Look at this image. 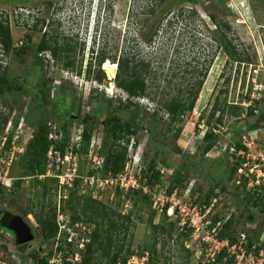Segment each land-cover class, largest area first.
Wrapping results in <instances>:
<instances>
[{"label": "rangeland", "instance_id": "374dc122", "mask_svg": "<svg viewBox=\"0 0 264 264\" xmlns=\"http://www.w3.org/2000/svg\"><path fill=\"white\" fill-rule=\"evenodd\" d=\"M104 1L0 0V22L6 21L9 24L12 35V46L8 54L0 44V76H5L16 89L0 97L1 118H9V132L13 131L14 135L17 129L14 130L13 127L23 121L24 127L19 129L21 134L18 142L26 143L31 131L35 130L24 121L25 115L35 109L30 89L35 85L47 89V83L53 85L49 99L54 103L50 107L55 104L57 110H63V106L58 103L66 93L71 95L68 99L73 103L71 135L80 123L78 112L83 116L87 107L95 111V104L104 98L111 99L112 104L108 109L111 111L119 107L120 100L125 102L127 99L128 95L116 86L118 65L113 62L122 57L145 60L150 64V73L147 75L149 96L135 100L140 104L139 109L119 110V117L123 118V122L131 121L137 131L128 147L126 162L131 164H125L124 168L127 170L124 172L131 175L136 174V166L148 168L155 151L159 149L155 163L162 183L156 180L150 183L148 178L151 173L144 171L139 184L149 185L157 196L160 191H168L173 187V192H176L174 198L182 208L186 203L195 206L198 195L202 199L215 187L216 193L221 192L218 186L222 181L221 176L216 180L212 177L218 160L224 157L231 143L239 142L238 133L250 130L249 126L254 125L259 117L260 110H255L256 105L247 99L249 96L250 100L257 99L259 89L264 88V0L207 1L204 7L175 0H107L110 6L106 12L102 4ZM42 21H45L44 24ZM37 22V30H33ZM44 35L52 46L57 43L59 46L68 44L72 47L70 56L75 61L74 71L64 68L65 58L58 61L50 52L38 55L43 67L33 71L37 60V46ZM220 37L225 39L224 44L230 42L232 51L249 59L242 63L234 62L222 49L218 40ZM22 47L28 49L26 53L20 51ZM21 53L23 56L20 57ZM101 53H105L108 58L100 67L106 79L107 71L113 72L112 91L105 89L93 78L98 70L96 59ZM90 64L92 69L89 78L87 71ZM80 69L81 75H78L77 71ZM203 74H206L204 83L193 111L186 114L181 123L172 124L169 131H166L168 115L160 111L159 116H163V119L152 138L147 130V121L152 118L154 110L160 108L163 102L179 96L180 92L187 99L186 92L195 88ZM25 77H29L28 82L18 90ZM249 103L255 111L252 115ZM103 105L105 109L101 119L106 117L108 111L107 104ZM214 106H218L223 115L221 125L214 131L219 138L216 147L203 157L201 145L204 134L218 125L219 113L208 124ZM143 115L147 116L146 120L142 119ZM50 119L55 127H60L65 121L54 114ZM178 129L181 132L175 138ZM99 131L100 134L97 132V135H103V127ZM156 138L158 143L155 140L153 150H148V142ZM164 139L178 145L179 150L164 144ZM259 139L258 145L247 153L251 161L245 169H252L258 164V159H261L259 152L264 150V129H261ZM229 153L226 157L229 167H232L238 156ZM185 155L191 158L186 159ZM21 157L12 164L14 182L21 173ZM183 161L189 165L184 166ZM80 164L81 173L85 174L92 168L86 159ZM260 169L264 168L261 165L254 167L253 173ZM243 175L238 171L236 177L239 180ZM180 177L182 181L178 183ZM37 183L33 177L28 176L20 187L16 188L14 185L0 196V209L22 218L34 234L33 241L21 244L17 242L13 231L0 229V264H31L36 257H44L56 248L55 242L44 240L34 213H39L42 207H55L57 213L60 209L64 210L63 207H67L65 201L73 191L59 189L55 182L47 181L49 192L44 197L43 187ZM234 183L235 181L228 186L233 188L237 184ZM74 189V203L79 197H89L78 185ZM144 195L138 194L137 201L131 202L124 193L108 187L97 199L91 198L121 215H130L131 221L120 220L121 230L115 237L119 246H124L121 256L126 254L129 247L131 250L155 248L162 264H200L203 258L185 248L186 236L179 240L180 232L172 229L171 223H175L177 227L176 217L182 218L179 208L175 216L169 218L166 212H157L160 202L156 206L149 199L151 195L147 196L149 201ZM221 197L223 202L227 200L223 195ZM224 209L225 212L228 211V208ZM192 211L193 207L188 206L187 210L181 212L184 214L183 219ZM31 212L33 214H28ZM84 218L82 216L80 221ZM91 225L95 229V224ZM41 248L43 250L39 251Z\"/></svg>", "mask_w": 264, "mask_h": 264}, {"label": "trees", "instance_id": "16d2710c", "mask_svg": "<svg viewBox=\"0 0 264 264\" xmlns=\"http://www.w3.org/2000/svg\"><path fill=\"white\" fill-rule=\"evenodd\" d=\"M175 1L191 3L194 6L200 5L201 7H204L207 1L217 3V0ZM211 18H214V16L211 15ZM44 22L45 21H42L43 24ZM37 26L38 22L33 26V30H37ZM218 40L220 41L221 46H223L222 49L227 53L228 56L231 57L234 62L242 63L245 60L249 59L247 57L243 58V56L236 51H232L230 49V42L226 41L227 43L224 44V38L220 37ZM0 44H2L3 49L8 54L12 46V35L9 24L6 21L0 22ZM27 50L28 49L25 47H22V49H20L22 53H26ZM71 51L72 47L68 44L59 46L56 43V45L54 46L50 45L46 39V35H44L43 39L37 46V60L33 71H37L38 68L43 67L42 59L39 58L38 55H42L44 52H50L52 56L58 61L62 58H65L66 61L64 64V68L74 71L75 61L70 56ZM22 53L19 54L20 57L23 56ZM63 54H65L64 57L62 56ZM106 59L108 58L106 57L105 53H101L96 59L98 70L96 71L97 74L93 78L100 84H102L106 79L104 72L100 69L101 65L108 61ZM113 63H117L118 65V71L115 77L116 86L128 95L125 102L120 100L119 107L111 109V111H109L108 109L111 106L112 101L109 98H104L102 101L98 100V103L95 104V111L91 110L90 107H87L83 116H80V113L78 112V121L83 124L85 128L82 135L83 141L81 142L79 148H75V152H79L80 155H86L89 152L91 138L93 137L94 133L100 132V127H103L104 133L102 132L103 135L101 140V147L98 154L105 159V162L101 168L90 169V171L87 172L90 175H100L103 177L108 175L116 176L122 172L127 161L128 147L131 143V138L132 136L136 135L137 132L131 121L123 122V118L119 117V110L133 108L139 109L140 104L135 100L149 96V87L147 84V75L150 73L149 63H146L145 60H137L133 57H122L118 61ZM91 69L92 64L89 65V69L87 71L89 78L91 76ZM107 73L109 79H111V75L113 74V72L108 70ZM77 74L81 75V69L77 71ZM205 75L206 74H203L202 79L196 84L194 89H189V91L186 92V94L188 95L187 99H184V93L180 92L179 96L163 102L160 108L154 110L152 118L147 121V130L151 137L153 136V132L163 119V116H159L160 111H163L164 114L168 115L169 118V123L167 124L168 129L166 131L170 130V126L172 124L181 123L183 117L193 111L198 95L203 86ZM27 76H29V73ZM28 79L29 77H25L22 80L23 85L21 84L20 87H18V90L22 89L25 86L24 84L28 82ZM46 85L48 86L47 89H43L42 87H39L37 85L30 89V94L32 95L35 109L34 111H30L25 115L24 121L26 122L28 127L35 128V130L31 131V135L27 139L26 143H20V145H23L25 148L24 152L18 155V157L22 156L21 159H23L22 165L19 164L21 166L20 169H22L19 179L14 182L15 187L18 188L20 187L21 183L25 182L26 177H33V179L38 182L37 184L43 187L44 197L47 196V193L49 192L47 181L56 183V180L52 178L40 180L38 176L44 175L46 173L47 153L53 144L56 145V147L59 148L63 154L69 147L70 122L73 121V103L68 100L69 98H71L70 93H66L63 96L62 100L58 103L63 106V110H57L55 104L54 106L50 107L51 104L54 103V101L50 102L49 99V94L51 93V87L53 85H48L47 83ZM12 86L13 85L9 83L8 79L5 76H0V97L6 92L16 91V89ZM247 100H250V96ZM105 103L107 104V110L109 112L107 111L106 117L104 119H101L102 112L105 109V106L103 104ZM252 103L256 105L255 110L259 109L260 113L256 123L249 126V128L250 130L264 129V102L263 100H260L253 101ZM249 109L250 114H254L253 112L255 111L252 105L249 107ZM217 113H219L217 119L218 125H216L217 127L213 128L212 130L208 129L202 139L203 144L201 145V148L203 157L209 154L216 147L218 142L219 135H217V133L215 132L218 126L221 125L223 118V115H221V109L218 106L213 107L208 119V124L211 123ZM53 114L56 115L57 118L62 117L65 119L60 127H55L54 125H52V123H50V118H52ZM234 114L236 113L234 112ZM1 117L2 115L0 113V136L4 134L9 119L8 117L4 119H2ZM142 119L146 120L147 116L143 115ZM17 127L18 123L13 127L14 130L17 129ZM180 132L181 130L178 129L174 137L178 138ZM51 133H61L62 139L58 141L51 140ZM242 133L243 131L241 133H238V136L240 137ZM14 137L15 135L12 131V133L9 134L7 143L8 147L12 144L11 142L13 141ZM155 140L158 143L157 138L154 139V141L151 140L148 142V150H153V142L155 143ZM163 142L164 144H169V146L174 150H179L178 145H173L171 142L168 143L165 139L163 140ZM231 148H235L237 152H239L240 150H245V147L241 145L239 139V142L231 143V145L227 147L228 151H225L227 153L223 155L224 157L218 160V165H216L215 170L212 173V177L213 180H216L219 175L221 176L222 181L218 183V186H220L221 188V192L216 193L215 190L217 189V187H215L202 199L201 195H198L194 203L198 205H209L214 197L224 195L226 199L228 198L227 200L225 199V202L221 201L223 202L221 206L220 204L216 205L215 210L219 207L228 209H230L231 207H235L236 212L233 213L232 218L224 225V229L219 234L220 239L230 237L231 240H234L235 235L238 233V231H241L242 229L244 230V227L247 223H257L258 221L260 225L261 223H264V184L261 187L255 186L248 189L247 177L243 175L241 179H237L236 175L239 169L242 168L246 160L245 158H241L240 156H238L235 165L229 167L226 155L229 156L228 153ZM158 152L159 149L155 151L154 159L149 164L148 168H144L142 171L143 173L144 171H147V173H151L148 178L150 183L154 182V180L162 183L161 175L158 171H156L157 165L155 163V158L157 155H159ZM184 157L186 159L191 158L189 155H185ZM183 164L184 166L189 165L186 162H184ZM12 174L13 168L11 167V177H13ZM181 181L182 178L180 177L178 183ZM233 181H235V183H237L238 181L239 182L237 184L234 183L236 186L231 188L228 185ZM5 190L6 189H4L0 184V196H3L5 194ZM69 191L73 192L70 195L71 197L65 201L67 207H63L64 210L62 211L68 213V211H65V208L71 211L73 213L72 218L74 221H80L81 217L84 216V220L80 222L95 224V229L91 235V242L88 243L86 249L81 252L82 262L80 264H116L119 260L125 263L127 258L133 253V250H131L129 247L126 251V254L124 256H121L124 246H119V244L117 243L118 239H116L115 237H117V234L121 230V225L119 224L120 220L131 221L130 215H121L120 213L109 209L106 205H103L101 202L95 201L90 197H79L77 198L76 203H74V196L76 194L74 192L75 189H69ZM173 191V187L168 189V194H172ZM140 193H143L142 190L131 191L125 194V197H128L131 202H135L137 201V195ZM228 195L229 197H227ZM144 198L148 200L147 195H144ZM165 209H167V206ZM28 214L33 213L31 212ZM34 215L39 227L41 228L44 240L50 242L52 241L54 243L56 241V236L58 233V226L56 223V208L49 207L48 209H46V207H42L41 211L39 213H34ZM15 217L19 216L10 211L0 209V229L6 232L10 231V221H12ZM219 218H221V216L215 215L214 222H216V220H218ZM171 226L173 231L177 232L176 224L171 223ZM185 236L186 235L184 233H180L178 239L182 240L185 238ZM61 247L62 246H60V248ZM144 250L150 251L152 261L158 264H162L159 261V257L156 254L155 248H144L141 251ZM53 254V251H51L46 256L32 261L31 264H49V259L53 256ZM212 264H223V255L221 254L217 256L216 261Z\"/></svg>", "mask_w": 264, "mask_h": 264}, {"label": "built area", "instance_id": "2783aa9c", "mask_svg": "<svg viewBox=\"0 0 264 264\" xmlns=\"http://www.w3.org/2000/svg\"><path fill=\"white\" fill-rule=\"evenodd\" d=\"M257 95V99L249 101H264V88L259 89ZM248 106H251V103ZM23 127L24 123L22 121L19 123L15 137L9 147L7 143L11 124L9 126L7 125L4 134L0 136V184L6 190L13 188L14 178L10 175L11 167L13 162L18 158V155L23 153L25 149L18 142L19 135L21 134L19 129L22 130ZM84 128L83 124H77L75 131L69 136L70 145L64 154L56 145L53 144L50 147L47 153L46 173L38 176L40 180L46 178L55 179L57 188L66 191L74 189L78 185L84 194L89 195L93 199H97V196L102 194L108 187H111V189L115 188L124 194L142 190L145 195H151L149 198L156 206L158 202L161 203L156 209L160 214H165L166 212V215L171 218L175 216L179 208V213L182 218L176 217V222L178 223L177 230L186 235L185 248L191 253L195 252V254H199V258H203L200 262L201 264H212L216 261L217 256L221 254L223 255V264H264V223H261V225L259 221L257 223H247L244 230L238 231L234 240H231L230 237L225 239L219 238V234L224 229V225L232 218L233 213L236 212L235 207L228 209L226 212L222 207L215 210L216 205H222L221 201L223 199L221 196L214 197L209 205L196 204L194 206V204L187 205L186 203L184 208H182L179 202L176 201V198H174L176 192L169 195L166 189L160 191L157 196V193L150 190L149 185H140L143 167H134L136 174L131 175L124 172L126 167L116 176L108 175L103 177L100 175L81 173L80 162L84 159L89 161L92 166L91 169H99L105 162V159L98 154L101 147L102 135L98 136L97 132L91 138L90 149L86 155H80L79 152H75V148H79L83 141L82 135ZM260 132L261 129L244 131L239 139L241 145L245 147V150H240L239 152L235 148L229 150V152L242 158L246 156V161L242 168L239 169V173L247 177L248 189L255 186L261 187L264 184V169L253 173L254 167L261 165L264 168V150L259 152V158L261 159H258V164L252 167V169H245L251 161L247 157V153L258 145ZM98 134L100 133L98 132ZM50 139L53 141L61 140L62 134L51 133ZM224 199H226L225 196ZM166 206L167 209H165ZM188 206L190 208L193 207V211L188 217L183 219L184 214L181 212L187 210ZM215 215L221 216L216 222H214ZM56 223L58 226L55 241L56 248L53 256L49 259V264H80L82 262L81 252L91 242V235L94 228L91 224L74 221L71 214L61 209L57 213ZM60 246L62 247L60 248ZM151 259L150 251L134 249L125 263L119 260L116 264H158Z\"/></svg>", "mask_w": 264, "mask_h": 264}, {"label": "water", "instance_id": "95a60500", "mask_svg": "<svg viewBox=\"0 0 264 264\" xmlns=\"http://www.w3.org/2000/svg\"><path fill=\"white\" fill-rule=\"evenodd\" d=\"M110 83H112V79L108 77V79L103 81L102 85L104 87H109ZM9 228L15 232L17 241L21 244L34 240L32 229L20 217H15L10 221Z\"/></svg>", "mask_w": 264, "mask_h": 264}, {"label": "clouds", "instance_id": "9594fccd", "mask_svg": "<svg viewBox=\"0 0 264 264\" xmlns=\"http://www.w3.org/2000/svg\"><path fill=\"white\" fill-rule=\"evenodd\" d=\"M102 4H104L103 9L106 12L109 9L110 3L107 0H105L104 3L102 2Z\"/></svg>", "mask_w": 264, "mask_h": 264}, {"label": "bare ground", "instance_id": "6f19581e", "mask_svg": "<svg viewBox=\"0 0 264 264\" xmlns=\"http://www.w3.org/2000/svg\"><path fill=\"white\" fill-rule=\"evenodd\" d=\"M105 89L112 91L114 89L113 83H110L109 87H105Z\"/></svg>", "mask_w": 264, "mask_h": 264}, {"label": "flooded vegetation", "instance_id": "af4514ba", "mask_svg": "<svg viewBox=\"0 0 264 264\" xmlns=\"http://www.w3.org/2000/svg\"><path fill=\"white\" fill-rule=\"evenodd\" d=\"M35 234H36V233H35ZM42 250H43V249L41 248V250H39V251H42ZM35 257H36V255H35ZM38 258H39V257H36L35 259H38ZM33 259H34V258H33ZM35 259H34V260H35Z\"/></svg>", "mask_w": 264, "mask_h": 264}]
</instances>
